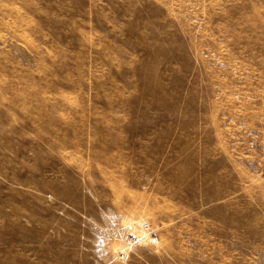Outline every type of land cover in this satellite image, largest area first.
Segmentation results:
<instances>
[{"label": "rangeland", "instance_id": "obj_1", "mask_svg": "<svg viewBox=\"0 0 264 264\" xmlns=\"http://www.w3.org/2000/svg\"><path fill=\"white\" fill-rule=\"evenodd\" d=\"M0 264H264V0H0Z\"/></svg>", "mask_w": 264, "mask_h": 264}]
</instances>
